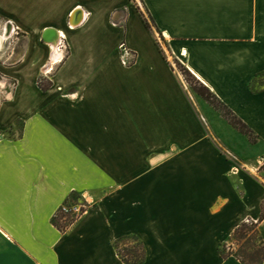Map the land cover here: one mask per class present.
<instances>
[{"label": "crops", "instance_id": "crops-1", "mask_svg": "<svg viewBox=\"0 0 264 264\" xmlns=\"http://www.w3.org/2000/svg\"><path fill=\"white\" fill-rule=\"evenodd\" d=\"M138 1L0 0V264H125L116 241L130 235L140 264H242L220 247L264 201V0ZM72 193L93 203L61 231Z\"/></svg>", "mask_w": 264, "mask_h": 264}, {"label": "trees", "instance_id": "trees-1", "mask_svg": "<svg viewBox=\"0 0 264 264\" xmlns=\"http://www.w3.org/2000/svg\"><path fill=\"white\" fill-rule=\"evenodd\" d=\"M141 16L144 20L146 27L151 29V22L145 16V14L140 11ZM183 75L186 81L189 83L191 88L195 93L204 98L210 105H212L217 111H219L222 116H224L228 122L240 131L242 134L246 135L251 142H256L258 136L250 128V126L244 122L239 116H237L232 109L229 108L214 92H212L207 86H205L200 80H198L186 67L183 69ZM52 82L50 80H39V86L45 90L51 86ZM80 195L77 193H72L70 197L65 201L64 206L60 207L54 217L52 218L53 223L61 230L66 231L68 227L74 223L78 217L75 214L70 215L69 212L64 211L65 206H69L74 201L80 199ZM264 219V201L262 203V211L260 217L257 221L249 220L242 222L231 235L232 243H237L239 249L234 251L232 248L229 251H225V244L220 247V254L222 257L235 256L242 264H264V241L259 234L258 225ZM250 223V224H249ZM132 238L138 241L139 249L133 248L132 250H127L125 253L120 251L119 243L125 238ZM116 247L118 253L125 264H140L144 261L145 251L142 246V242L135 235H130L122 237L116 241Z\"/></svg>", "mask_w": 264, "mask_h": 264}, {"label": "rangeland", "instance_id": "rangeland-1", "mask_svg": "<svg viewBox=\"0 0 264 264\" xmlns=\"http://www.w3.org/2000/svg\"><path fill=\"white\" fill-rule=\"evenodd\" d=\"M137 3L139 4V1H138V0H137ZM139 5H140V4H139ZM140 6H141V5H140ZM151 29L154 31V33L156 34V36H158V41L160 42V44H162V38H161V36L158 35V31H157L155 28H153V25H152V24H151ZM175 65L177 66L178 69H180L181 72L183 71L184 66L181 65L178 61L175 62ZM182 74H183V72H182ZM3 75H4V74H2V73L0 72V80L4 77ZM184 77H185V76H184ZM44 80L46 81L47 79L44 77ZM6 82H7V81H6ZM6 86H8L9 88H11L12 86L14 87V86H15V82H11V81L9 80V81L7 82V84H6ZM0 88H1V86H0ZM0 99H2V97H0ZM262 169H264V161H263V163L261 164V168H260V170H262ZM64 203H65V202H64ZM64 203L61 205V207L64 206ZM92 203H93V202H92L90 199H88V198H86V197L83 196V198L80 197L79 200L74 201V202L71 203L69 206H65V207H64V211H65V212H69L70 215L75 214V216L79 218V217H81L83 214H85V213L90 209ZM77 204H78V205H79V204H86V207L83 208L81 212L76 213V212H74V210L71 209V208H72L73 206L77 205ZM66 208H67V209H66ZM59 209H60V208H59ZM248 221H249V220H248ZM249 224H250V223H249ZM135 247H136V248H135ZM118 248L120 249V251H121L122 253H125V251H127V250H132L133 248H135V249H137V250H140V249H139L138 241H137V240H134V239H132V238H130V237L125 238V239H123L122 241H120V243H119V247H118ZM230 248H232L234 251H237V250L239 249V246H238L237 243H232V241H231V239H230V241H229L228 243H225V251H229Z\"/></svg>", "mask_w": 264, "mask_h": 264}, {"label": "built area", "instance_id": "built-area-1", "mask_svg": "<svg viewBox=\"0 0 264 264\" xmlns=\"http://www.w3.org/2000/svg\"><path fill=\"white\" fill-rule=\"evenodd\" d=\"M66 51H67V43H66V39L65 37H60L58 44H57V54L62 53V57L60 59H57L56 62H60L64 59V57L66 56ZM119 51H120V58L121 61L124 65L128 66L134 63L135 61V55L134 53L128 48V46L126 45L125 41H121L119 44ZM7 81V80H6ZM5 81V84L3 85V87L6 86L7 82ZM86 207V204H77L75 206H73L71 209L74 210V212L79 213L82 211L83 208ZM67 209V208H66Z\"/></svg>", "mask_w": 264, "mask_h": 264}, {"label": "water", "instance_id": "water-1", "mask_svg": "<svg viewBox=\"0 0 264 264\" xmlns=\"http://www.w3.org/2000/svg\"><path fill=\"white\" fill-rule=\"evenodd\" d=\"M82 13V19L80 21L77 20V18L79 17V14ZM83 20V10L81 8H78L77 10H75V12L73 13V17H72V20L70 21V23L74 26H77L79 25ZM54 29L50 28L48 30H46V32L44 33V40L46 42H48V39L46 37V34L48 31H52ZM56 31V30H55ZM56 38H58V35H57V32H56Z\"/></svg>", "mask_w": 264, "mask_h": 264}, {"label": "bare ground", "instance_id": "bare-ground-1", "mask_svg": "<svg viewBox=\"0 0 264 264\" xmlns=\"http://www.w3.org/2000/svg\"><path fill=\"white\" fill-rule=\"evenodd\" d=\"M81 13L79 14V17L77 18V20L78 21H80L81 20ZM54 36H55V33L53 32V33H48V39L52 42V44L56 47V40H55V38H54ZM2 41H3V38L0 36V47H1V45H2ZM50 44V43H49ZM54 48V47H53ZM54 50H56L55 48H54ZM55 58V56L53 57V59Z\"/></svg>", "mask_w": 264, "mask_h": 264}]
</instances>
